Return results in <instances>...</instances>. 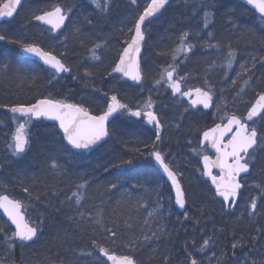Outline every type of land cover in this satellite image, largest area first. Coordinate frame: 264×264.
Wrapping results in <instances>:
<instances>
[{"label":"trees","instance_id":"obj_1","mask_svg":"<svg viewBox=\"0 0 264 264\" xmlns=\"http://www.w3.org/2000/svg\"><path fill=\"white\" fill-rule=\"evenodd\" d=\"M61 2L67 3L69 7L75 4L76 7L73 9V12L75 11L73 21L59 35V40L49 39L48 36H51V33L42 37L41 32L44 28L28 23L31 10L45 7V0H26L15 20L0 28L12 37L22 40L35 39L57 54L66 51L64 43L59 41L67 36L65 59L70 65L71 75L61 78L53 88L49 85L47 72L42 67L23 59L19 55L18 46L0 41V105L28 102L40 94L48 95L51 91L58 98L67 99L70 103H79L78 98L81 95L91 96V101L101 102V105L91 107V110L97 113L106 107L103 104V100L107 99L105 93L117 94L121 102L131 106L130 102L135 95L133 97L129 95L140 88L126 84L121 79H109L108 72L111 71L110 65L118 61L119 53L126 46L124 41L130 38L135 21L149 0H137L136 4H133L132 0H112L111 10L106 14L99 12L90 0H61ZM206 13L209 18L207 29L204 28ZM75 16H78L76 22ZM88 20L92 23L89 24ZM155 25L157 28L148 29L150 32L146 36L142 56L144 86L154 85L160 68L166 66L165 62H173L171 50L179 45L181 33L188 31L190 36L187 42L196 46L193 52L187 53V56L184 55L185 59L180 64V66L185 65V73L190 77V83L185 84L184 88L203 86L207 79L208 85L215 89L217 95L220 94L221 88L225 89L224 95L227 97L225 103L228 105L226 111L239 110L245 115L246 105L254 102L253 97L257 90L264 88V67L260 64V61L264 59V22L235 0H213L206 5L177 1L151 27ZM77 28L79 33L76 31ZM208 32H212L218 40L230 42L232 48L237 50L238 55L231 72L226 67L227 49L218 53L215 49H206L203 43H197L207 39ZM105 42L106 46L98 52L101 60L91 59L88 49L94 43L105 44ZM159 52L168 54L158 55ZM252 56L257 58L256 67L248 73L253 76V80L250 81L252 88H246L245 92L241 93L242 99L233 102L237 89L243 84V80L248 78L244 75L237 78V73L243 72L241 64L251 67ZM181 57L182 55L177 57V62ZM212 61L216 62V66L209 68ZM5 64L8 65L7 68L3 66ZM85 69L91 73L89 77H84ZM77 73L83 79L73 80L72 75ZM226 74L228 77L238 79L235 88L230 87L231 78L226 79ZM34 75L35 79H33ZM94 88L100 91H94ZM151 96L155 110L161 109L158 114L165 126L168 122L169 125L172 124L164 133V149L167 144L170 151L178 154L182 163L188 162V165H183V169L189 171L182 170L180 179L187 192L189 215L191 207L189 197L193 195V207L198 206L197 210L200 207V211L203 210L204 213L200 222H207V226H212V230L221 232L218 234L223 239L224 251L228 255L229 264H233L231 248L233 236H243L247 241L257 232V229L264 228V205L258 207L257 215L253 219H250L246 213L247 202L251 197L256 196L259 205L262 193L258 189L247 197L246 187H244L235 212L222 211L221 204L217 202L213 191L198 171L199 161L191 158L202 131L216 124L211 112L204 117H200L190 107L189 112H185V106H188V103L184 100L179 106L172 97L171 90L164 86L158 90L154 89ZM238 100H242L240 108ZM173 103L177 105L175 108ZM5 113L6 109L0 107V118ZM44 124L48 127L37 124L32 130V143L29 149L14 159L11 168L6 170L3 167L0 175V191L6 188L8 193L23 200L27 214H32L36 221L41 218L46 220L43 233L35 244L23 249L16 247L10 252L13 258L11 264H105L99 255L98 248L92 246L93 239L115 254H127L131 251L128 248L130 238H142L145 234L151 236V232L157 230L159 226L165 227L167 232L171 233V238L159 240L154 238L144 242L143 247L135 251L137 260L140 264H164L163 258L167 256L171 264H183L186 255L183 245L185 247L187 240L188 246L191 247L193 239L191 229L194 224L190 221L185 225L187 232L180 227L183 214L175 209L169 187L154 168L152 161L140 157L134 151L137 145L143 149L142 142L149 139L150 126L121 118L112 126L114 133L106 143L90 154H75L65 146L60 135L55 134L57 129ZM0 126H3L1 122ZM189 140L191 144L188 143ZM130 158L133 159L132 166H119L122 160ZM53 160L57 161L61 170L67 173V179L63 182H59L54 172L49 171V165ZM261 167H264V161L257 163L247 181L252 179L255 185L264 180ZM187 173L194 181L192 185H186L184 175ZM17 177H24L26 183H30L31 178H36L35 188L46 184L54 189L62 190L58 191V198L54 199L55 205L60 210L57 211L56 207L45 208L43 203L35 200L29 204ZM82 178L92 182L91 188L85 194L86 199L82 210L86 215L89 212L95 215L97 208H102L103 222L109 227H114L112 222L116 220L124 234L115 244L105 239L107 233L98 230V225H87L78 229L70 219L75 215L74 204L70 206L65 201L61 205L60 202L64 201L66 196H71L72 191L75 190V183L81 182ZM111 184H117V189L109 191ZM134 185L135 188H133ZM157 192L161 195L159 204L162 208L167 206L168 199L171 200L170 212L167 214L166 210L161 211L162 218L148 215L153 208L157 207ZM137 201L145 204L146 208H138ZM125 220L132 225L130 229H125ZM145 220L148 221L150 228L144 224ZM4 222L5 220L0 216V226H3ZM82 250L84 253L91 252L92 255L81 254ZM235 251L239 257L251 251V256L259 260L264 255V239L260 240L255 247L249 245ZM5 252L8 250L0 246V261Z\"/></svg>","mask_w":264,"mask_h":264},{"label":"snow or ice","instance_id":"obj_2","mask_svg":"<svg viewBox=\"0 0 264 264\" xmlns=\"http://www.w3.org/2000/svg\"><path fill=\"white\" fill-rule=\"evenodd\" d=\"M25 2L26 0H0V26L11 24ZM90 2L101 13L106 14L111 10L112 0H90ZM136 2L137 0H132L133 4H136ZM45 3V7L31 10L28 23L31 25L33 22H38L35 25L37 27L46 25L47 28L42 29L41 36L51 33L53 35L48 36L49 39L59 40V35L67 28L66 21L71 23L73 9L76 5L73 4L69 7L67 3H63L61 0H45ZM168 3L169 0H150V3L147 4L135 21L134 33L124 41L126 46L119 53L118 61L110 65L109 78L118 79L116 74H119L120 77L140 85L141 89L143 88L145 73L141 68L140 62L141 48L146 43L143 29L146 26V21L151 23L149 18L156 17L162 9H165ZM244 3L251 6V9H254L259 14L260 20L264 22V0H244ZM87 22L89 24L92 23L91 20ZM208 25L209 18L206 13L204 28L207 29ZM76 31L79 33L78 28ZM129 31L132 32L131 29ZM189 36L190 32L188 31L181 33L179 45L171 50L173 62H165L166 66L160 68V71L156 74L154 89L158 90L162 86L170 89L175 102L182 103L187 100L188 105L197 112H200L201 108L208 110L215 106L216 112L214 115L219 116L220 123H216L214 127L202 131V136L199 138L200 151L197 154L201 156L203 167L198 169V171L211 181L215 189V197L221 198L217 201L221 204V210H230L239 204V198L242 195L241 190L246 187L247 178L252 175V169L256 167L257 163L264 161V88L257 90L253 97L254 102H249L246 105V115L239 110L226 111L225 109H227L228 105L225 103L227 100L224 95L225 89L221 88L220 94L217 95L215 89L208 85L207 79H205L203 86L185 89L184 85L188 83L190 77L187 73L181 75L183 69L180 64L183 61L177 62V57L181 53L187 56V53L193 52L196 45L187 42ZM67 39L68 37L64 36L63 40L59 41L64 43L66 51L57 54L54 50L45 48L42 43L35 39L22 40L12 37L9 36L7 31L0 28V41L18 46L24 54L37 58L42 62L43 70L47 72L48 83L53 88L63 78L61 74L67 73L71 75L70 65L65 59L67 55ZM81 43L83 44V39H81ZM197 43H203L206 49H215L218 53H222L224 49H227L226 66L229 69L232 68L238 52L232 48L230 42L225 43L223 40H218L212 32H208L207 39L197 41ZM105 46L106 42L105 44L94 43L88 49L91 53V59L100 61L101 56L98 52ZM167 54V52L158 53V55ZM251 61V67L241 64L243 72L237 73V78L241 75L248 78L243 80V84L237 89L233 102L237 99H242L241 93H244L246 88H252L250 81L253 80V76L248 75V73L252 72V69L256 67L257 58L252 56ZM260 64L261 67H264V60H261ZM3 66L5 68L8 67L7 64ZM215 66L216 62L212 61L209 68ZM90 75L91 73L85 69L84 77H89ZM78 78L83 79V77H79L78 73L72 75L73 80ZM225 78L229 79L231 77L226 74ZM237 78H231L230 87H236ZM33 79H35V75ZM94 91L98 92L100 90L94 88ZM152 91L153 89H149L148 98L135 108L121 102L117 94L105 93L107 99L103 100V104L106 107L100 113L92 111L91 106L86 105L84 102L70 103L67 99L58 98L51 91L48 92V95L40 94L28 102L0 105V107L6 109L7 113L11 114L9 117L10 124L6 126L7 132L5 133L7 149L14 156L25 153L32 143V129L37 124L48 127V125L44 124V121H51L54 122L51 125L53 129L58 126V131L55 134L60 135L62 133V139L66 141L70 149L77 150V152L92 150L94 146H99L101 142L106 143L105 138H110L113 135L114 129L112 126L115 125L116 121L121 118L125 120L136 118L135 122L150 126V128L148 129L149 139L142 142L143 149L137 145L134 151L140 157L154 161L155 165H158L159 169L167 177L165 183L170 182L171 191L175 194V205L183 210V220L180 222V227L187 232L188 229L185 225L190 221L194 225H199L200 219L189 215L187 207L188 196L180 179L182 173L172 163L170 153L164 150L165 123L155 110L151 96ZM185 112H189L188 106H185ZM221 112H223V115H220ZM204 114L207 115L208 113L205 112ZM188 143L191 144V140ZM209 148L216 154L214 159L208 154ZM196 151V149H193V152ZM132 164L133 159L130 158L122 160L119 166H132ZM113 167H117V165H113ZM214 168L219 170L217 174L213 173ZM107 170V166H105V171ZM49 171L54 172L59 182L67 179V173L61 170L60 165L55 160L49 165ZM261 175H264V167H261ZM16 179L20 182L22 191L25 193L29 204L35 200L43 203L45 208L56 207L57 211L60 210L55 205L54 199L58 198V191L62 190L54 189L46 184L40 188H35L37 184L36 178H31L30 183H26L24 177H17ZM91 183L87 178H82L81 182L75 183V190L72 191L71 196H66L65 200L60 203L63 205L66 201L70 206L74 204L75 215L70 217V219L76 224L78 229L82 226L98 225V230L107 233L105 239H109L115 244L124 234L116 220L112 222L115 226L109 227L103 222L102 208H97L95 215L91 212L86 215L85 211L82 210L86 199L85 194L91 188ZM135 187L134 185L133 188ZM254 187L259 189L262 195L259 205L256 196L251 197L250 201L247 202L246 213L250 219L255 218L258 207L264 205V180L255 184ZM111 189H117V184H111L109 191ZM160 199L161 195L157 192V207L148 213L149 217L162 218ZM137 207L146 208V205L137 201ZM25 208L24 201L14 198L8 193L6 188L4 191H0V210L7 217V221L4 222L3 226H0V237H2L0 246H4L9 253L14 251L16 247L23 249L35 244L43 233L46 220L44 218L37 221L27 219ZM203 215V210H201V216ZM8 221L14 226V231L8 225ZM157 223H159V220H157ZM144 224L150 228L147 220L144 221ZM124 226L125 229L132 227L128 220L124 221ZM197 230L202 231V229L193 228V231ZM165 233H167V237H165ZM154 238L157 240L170 239L171 233H168L165 227L159 226L157 230L151 232V236L145 234L142 238L132 237L128 241V248L131 251L127 254H115L108 248L100 246L95 239L92 240V246L98 248L99 255L106 257L111 264H140L135 256V251L142 248L144 242ZM262 239H264V228L257 229V232L252 234L247 241H245L243 236L236 237L234 235L231 242L233 264H264V255L257 260L256 257L251 256V251H249L245 254L244 260L240 262V257L235 251L238 248L242 249L249 245L255 247ZM191 243L192 246L189 247L188 241H185L186 255L183 264H204V259L197 258V253H206L215 246L216 230L214 229L212 234L203 238L202 243H199L198 246L195 240ZM81 254L92 255L91 252L84 253L83 250ZM213 257H215V264H229L226 252L221 253L220 256H216V253L213 252ZM163 259L164 264H171L169 257L165 256ZM0 264H5V262L0 261ZM209 264H213L211 258H209Z\"/></svg>","mask_w":264,"mask_h":264},{"label":"rangeland","instance_id":"obj_3","mask_svg":"<svg viewBox=\"0 0 264 264\" xmlns=\"http://www.w3.org/2000/svg\"><path fill=\"white\" fill-rule=\"evenodd\" d=\"M74 14H75V11L73 12L72 17L74 16ZM72 17H71V21H73ZM76 18H78V16H75L74 17L75 22L77 20ZM152 28H157V26L156 25L155 26H152L149 30H151ZM149 30L146 31V36L150 32ZM179 55H182V57L180 58L179 61H183L185 59V58H183L184 57V54L181 53ZM147 58H149V56H147ZM235 61L233 62V65H234ZM226 65H227V60H226ZM180 67L183 69V71L181 73H185V71H186L185 65L182 64ZM219 67H220V65H219ZM232 68H233V66H232ZM232 68L231 69L227 68V70L231 72ZM189 83H190V80L188 81L187 84H189ZM187 87H189V88L193 87L194 88V86H187ZM149 89H153L152 92H154V85H148V84H146L145 86H143L142 89L140 88L139 90L133 92V94H130L129 95V96H132V97H133V95H135L134 96V99L130 102L132 108H135L138 104L142 103L143 100H145V99L148 98V96H149ZM78 102L79 103L80 102H84V103H86V105H90L91 107L92 106H96V105L97 106L98 105H101L100 104L101 102L91 101V96L88 97V96H84V95L79 96ZM178 104H179V106H181V103H178ZM173 105H174V108L177 106L176 103L175 104L173 103ZM241 106H242V100H238V107L240 108ZM213 107L215 108V106H213ZM238 107L236 105V108H238ZM160 110L161 109L158 108L156 111L158 112ZM214 114L215 113H213V115ZM10 116H11V114L6 112L5 114L1 115V118H0L1 119L0 122L3 124V126H0V156H1V159H2L3 167L6 170L9 169V168H11V164L13 165V161L17 157V156L12 155L8 151L7 146H6V143H5V133L7 132V127L6 126L8 124H10V120H9V117ZM199 116L201 117V115H199ZM214 116L216 117L215 120H218V116L217 115H214ZM171 126H172V124L169 125V122H168L167 125L165 126V132H167L168 129ZM195 149L197 151L196 152H193L192 151L191 158L194 159V160H196V161H199L201 159V156L197 154L200 151L199 144L196 145V148ZM164 150L166 152L170 153V159L172 160V163L179 170L181 168L180 172L189 171L188 169H183V165L184 164L188 165V162L182 163V160H181V158H179L178 154H175V153H173V151H170V149H168V145L167 144L165 145V149ZM184 177H185L184 179L186 181V185H192L194 183L193 179L190 178V175H188V173H187V175H184ZM246 185L247 186L245 188V192H246V196L247 197H250L252 193H255L256 190H258L257 188L254 187V183H253V180L252 179H250L249 181H247L246 182ZM12 196L14 198H16V199L18 198L15 195H12ZM189 200L191 202L190 216H195V217H198L199 219H202L203 216H201L200 207H199V210H197L198 209V206H194L195 208L193 207V195H190ZM170 201L171 200H169V199L167 200V206L166 207L164 206L162 208V206L160 205L161 206L160 207V211L166 210L167 211V214H168L170 212V208H171ZM27 219H30L32 221H36V219L33 217L32 214H29V215L27 214ZM194 227L196 229H202V231H200V230L193 231V228ZM193 228L191 229V234L193 236L192 241L195 240L197 242V246L199 245V243H202L203 238H205L207 235L212 234V231H213L212 230V226H207V222H203V221H201L199 225H193ZM218 233L221 234V232H218V230H216V244H215V246L210 251H207L206 253H197V258H203L204 259V264H209V258H211L212 261H213V264H215V257H213V252L216 253V256H220L221 253L225 252L224 251L225 245H223V242H222L223 239L220 238V236H219ZM166 241H168V240H166ZM190 246H192V243L190 244ZM183 248L185 249L184 245H183ZM2 258H3L2 261H4L5 264H11L12 263L13 258H12V255L9 252H5L3 254V257ZM244 258H245V256H240V262H242L244 260Z\"/></svg>","mask_w":264,"mask_h":264},{"label":"water","instance_id":"obj_4","mask_svg":"<svg viewBox=\"0 0 264 264\" xmlns=\"http://www.w3.org/2000/svg\"><path fill=\"white\" fill-rule=\"evenodd\" d=\"M175 1H177V0H169V3L166 5L165 9H162L161 12L158 13V14L156 15V17L149 18V20L151 21V23H148V22L146 21V26L144 27L143 30H145V29H146L148 26H150L154 21H156V20L160 17V15H161V14H162V13H163V12H164V11H165V10H166V9H167V8L173 3V2H175ZM182 1H186V2H200V3L205 4V3L210 2L211 0H182ZM236 1L239 2V3H241L242 5H244V6H245L246 8H248L249 10L253 11L257 16H259V14L256 13L254 9H251V6L246 5V4L244 3V0H236ZM20 10H21V9H20ZM20 10H19V11H20ZM37 23H38V22H34V24H37ZM66 24H67V21H66ZM39 26H40V27H45V28H47L46 25H39ZM63 31H64V30H63ZM63 31H62V32H63ZM133 33H134V31H133ZM145 39H146V37H145ZM143 47H144V45H142L140 57L142 56V53H143ZM20 53H21V55H22L25 59L30 60V61H33V62L39 64L40 66H42V67L44 68L42 62L39 61L37 58H34V57H31V56H28L27 54H24L21 50H20ZM140 62H141V59H140ZM61 75L69 76V74H67V73H65V74H61ZM116 75H117L118 78H122L126 83H128V84H134V82H132V81H127L126 78L120 77L119 74H116ZM110 79H111V78H110ZM134 85H136V84H134ZM136 86H140V85H136ZM44 122L49 123L50 125H52V124L54 123V122H51V121H44ZM57 130H58V126H57ZM60 136L62 137V133L60 134ZM105 139H106V141L108 140V138H105ZM63 141H64V140H63ZM64 143H65V145H66L67 147L70 148V146H68V145L66 144V141H64ZM103 143H104V142H101V144H100L99 146H101ZM99 146H94V148H93L92 150H84V151H79V152H77V150H74V149H71V150H72L73 152H75V153H78V154H89V153L92 152L95 148H97V147H99ZM208 154H209L213 159L215 158V155H216V154H215V152H214L212 149H210V148L208 149ZM152 162H153V166H154L155 169L158 171V173L160 174V176L164 179V181H166V180H167V177L163 174L162 170L159 169L158 165H155L154 161H152ZM202 167H203V165H202V162H201V160H200V168L202 169ZM1 172H2V168H1V164H0V173H1ZM218 172H219L218 169H216V168L213 169V173H214V174H217ZM203 179H204V181H205L206 183H208V185H209V187L212 189L213 193H215V189H214V187L212 186L211 181H210L207 177H204V176H203ZM166 184L168 185V187H169V189H170V191H171V185H170V182H168V183H166ZM241 191H243V188H242ZM171 196H172V199H173V202H174V207H175V209L177 210L178 213L183 214V210H182V209H179V207H178L177 205H175V194H174V192H172V191H171ZM214 196H215V195H214ZM215 199L218 201V200H220L221 198H219V197H215ZM239 199H240V198H239ZM237 206H238V205H237ZM237 206H235L233 209H230V211L233 213V212L236 210V207H237ZM0 214H1V216L3 217V219H4L5 221H7V217L4 216L2 210H0ZM8 223H9V225L11 226V228H12L13 231H14V230H15V229H14V226L11 225L10 221H8ZM101 258L105 261L106 264H111V262L108 261L106 257H102V256H101Z\"/></svg>","mask_w":264,"mask_h":264},{"label":"flooded vegetation","instance_id":"obj_5","mask_svg":"<svg viewBox=\"0 0 264 264\" xmlns=\"http://www.w3.org/2000/svg\"><path fill=\"white\" fill-rule=\"evenodd\" d=\"M68 24H69V23H68ZM67 27H68V26H67ZM64 31H65V30H64ZM64 31H63V32H64ZM63 32H62V33H63ZM62 33H61V34H62ZM201 109H202V108H201ZM208 110L210 111V109H208Z\"/></svg>","mask_w":264,"mask_h":264}]
</instances>
